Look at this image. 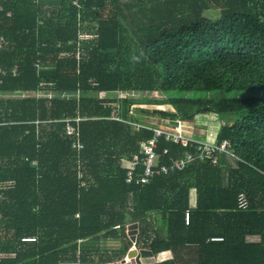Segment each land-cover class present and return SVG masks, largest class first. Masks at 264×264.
<instances>
[{"label":"trees","instance_id":"16d2710c","mask_svg":"<svg viewBox=\"0 0 264 264\" xmlns=\"http://www.w3.org/2000/svg\"><path fill=\"white\" fill-rule=\"evenodd\" d=\"M0 6V37L10 41L0 53L7 71L0 92H36L43 82L54 83L44 89L55 94L51 100L0 98V180L16 183L0 199V252L15 257L0 264H84L97 257L100 264L104 240L122 235L129 251L132 223L140 228L137 245L157 261L163 252L198 245L205 257L199 264H264V0H0ZM80 32L98 35L86 44L87 59H58L76 51ZM120 92L166 98L138 103L121 99ZM60 93L80 98L63 101ZM104 102L120 104L128 123L100 118ZM135 105L169 106L174 111L138 110L158 115L162 124H186L198 139L228 141L226 163L196 159L145 185L136 184L144 172L139 165L135 182L127 183L133 157L144 158L140 143L156 136L144 128L156 122L129 119ZM204 114H216L222 124L215 135L208 128L199 138L190 125ZM77 116L83 120L72 125L82 152L61 122ZM193 151L162 135L158 166ZM241 193L249 200L246 210L238 208ZM154 213L161 218L151 237L148 216ZM253 219L261 224L258 231L250 229ZM240 221L247 224L239 227ZM252 232H260V243L246 242ZM34 236L36 242L21 240ZM211 237L221 242L208 243Z\"/></svg>","mask_w":264,"mask_h":264},{"label":"built area","instance_id":"2783aa9c","mask_svg":"<svg viewBox=\"0 0 264 264\" xmlns=\"http://www.w3.org/2000/svg\"><path fill=\"white\" fill-rule=\"evenodd\" d=\"M75 6H79L78 2L74 3ZM3 11V7L0 6V12ZM8 17L11 16L10 13L7 14ZM80 19V16H79ZM44 22L41 21L40 24H43ZM98 41V35L92 34V33H86V32H80L79 38H78V44L77 49L74 52H62L59 54L58 59H77L78 63L82 60L87 59V52H86V44L97 42ZM10 46V41L5 36L0 37V53L4 50H7ZM43 63L41 61H38L36 64V67L39 69ZM12 75L17 76L18 75V68L15 67L11 70ZM7 74V71H5L0 63V76H5ZM1 83V82H0ZM40 86L43 88H40L36 92H22V93H2L0 92V98L3 99H14V100H20V99H26V98H32V99H47L51 100L55 97V94L51 92H47L44 87L46 86H54V83H40ZM128 92H120V98H126L129 96H125ZM130 94V93H129ZM131 96V94H130ZM61 99L70 100L72 97L77 98L79 100L80 94L77 93L75 95H70L67 93H62L59 95ZM117 105V109H115L112 113H109L108 115L102 116L100 118L102 119H113L116 121H122L124 123H128L126 120H123L119 114L118 110L120 108V104H110L107 102L103 103V108L106 109L105 105ZM132 107L129 108V114H132ZM81 120H83L80 116H77L76 118H66L61 122H66V132L65 134L67 136H75L76 141L73 143V148L77 150L78 152H82L84 146L80 142L79 139V129L74 127L72 125V122L79 123ZM50 122V121H49ZM59 122V121H58ZM41 123V122H37ZM42 123H48V122H42ZM136 130H139L141 128V124L139 123H133ZM150 126H145L144 128L154 129L156 136L155 138L144 141L140 143V152L144 155V158H141L139 155H135L133 157V161L131 164V169L127 174L126 181L127 183H133L135 182V175L134 172L137 170V167L139 165H142L144 168V172L140 175L137 174V180L136 184H148L151 182V180L156 176L160 175H170L177 172H182L187 167H189L191 164L195 162L196 159H199L201 161H205L206 159L212 160V162L216 165H219V157L220 155H223L224 157L230 155L229 153V142L223 141L222 143H217L216 141H210L206 139H198L194 137L190 130L186 128V124H183L181 122H177L174 124L173 122L165 121L163 124H151ZM186 125V126H185ZM165 135V139L168 142L180 144L183 147H190L193 148V152H188L182 157H178L176 160L172 162L171 165H162L158 166L157 161V154L155 152V149L157 148V139ZM33 164H36V162H33ZM1 165V162H0ZM81 167V166H79ZM78 177H82V172H78ZM16 183L14 180H0V199L1 196L4 194V192H7L15 187ZM82 186H85V183L82 182ZM249 206V200L248 197L241 193L238 197V208L241 210H246ZM2 214L0 213V219ZM185 221L188 224L190 221V213L187 212L185 214ZM22 242L24 243H32L37 241V237H23ZM214 240H221V239H214ZM15 253H6V252H0V261L5 258H14ZM81 264V263H78ZM84 264H96V263H84Z\"/></svg>","mask_w":264,"mask_h":264},{"label":"crops","instance_id":"0c3cea01","mask_svg":"<svg viewBox=\"0 0 264 264\" xmlns=\"http://www.w3.org/2000/svg\"><path fill=\"white\" fill-rule=\"evenodd\" d=\"M207 124V123H206ZM192 128L197 129V131L195 132L197 134V136L199 138H205L204 135H206V132L208 131V128L211 130L212 128H210L209 126L206 127L205 125H203L202 128H199V123L194 122L193 126L190 125ZM208 138H210L212 135L207 134ZM222 161V165L224 163H226L227 159L221 160ZM190 186L192 189V192H196V179H195V174H193L191 176L190 179ZM192 197V206H195L197 203V199L198 196L193 193ZM194 215V214H193ZM192 215V211H191V216ZM195 217V215H194ZM149 220V226H148V234L149 236L153 237L154 236V231L156 229V227L160 224V215L159 214H151L150 216H148ZM201 224V223H200ZM245 224H247V221H240L239 222V227L244 226ZM251 226L250 229L255 231L261 228V224L260 223H256L255 219H253L250 222ZM145 225V224H144ZM206 226L210 227L212 226L211 221H208L205 223ZM139 233H140V228H139ZM139 233H138V237L137 239L139 240ZM199 238H203V236H206V232H204L203 234H201V232H199ZM118 238H109L107 240H104L100 243L99 248L102 254V259L105 260L104 262H101L100 264H113L116 262H120L123 259L127 258V254L128 252L124 251V246L127 243V240L125 239V237L121 236H117ZM128 239L129 235H127ZM221 237H211L207 242L209 243L210 241H219L221 242V240H214V239H220ZM223 241V240H222ZM246 242L250 243V244H258L261 242V235L260 232H252L251 234H249L246 237ZM138 245H134L132 243V246L130 247V249H132L133 247H136ZM141 247V246H140ZM143 248V245H142ZM129 249V250H130ZM147 249V248H145ZM202 258H205L204 255H202L201 253V249L200 246L198 245H191L190 247L186 246L184 248H177V249H173L170 250L168 252H163L159 258L157 263H160L161 261H167V260H176V264H199V262L201 261ZM98 259L100 258H96L95 263H98ZM65 264V263H64ZM66 264H78V263H66Z\"/></svg>","mask_w":264,"mask_h":264},{"label":"rangeland","instance_id":"374dc122","mask_svg":"<svg viewBox=\"0 0 264 264\" xmlns=\"http://www.w3.org/2000/svg\"><path fill=\"white\" fill-rule=\"evenodd\" d=\"M206 15L209 18H211V19L218 18L217 13H215V12H208V13H206ZM130 94H131V96H130ZM130 94L126 93L124 95L125 96H129V97H135V99H137L135 101L138 102V103H149V100H147V99H160L161 100V99H165L166 98L165 95H163V94H161L159 92L158 93L138 92L137 94H135V96H132V95H134L133 93H130ZM93 95L97 96L98 94L95 93ZM191 96H192V94H191ZM61 100L66 101V99H61ZM101 107L103 108V103H101ZM105 107H106V109L103 108V110L105 111L106 115H108L109 113H112L115 109H117V105L113 106V105L106 104ZM138 109H145L147 111H154V110L174 111L172 108H170L169 106H166V105H163V106H154V105H144V106L143 105H139V106H137V105H135V106L132 107V114H129V119L140 118L139 119L140 123L145 122V120H148V121H151V122H156L155 124L161 123V122H163V120H161V118L158 115L147 114L145 112H141ZM120 113H121V109L119 108V110H118L119 116H120ZM199 118H200V121H199V126L198 127L202 128L203 125H205L206 127L209 126L210 128H212L210 130V133L212 135H215L214 134L215 130H213V129H216V128L219 129L221 127V124H222L221 123V119L216 114H204V115L200 116ZM225 122L227 124H229V122L226 119H225ZM211 139L214 140V137H212ZM221 160H223V155H220V157H219V164L220 165H221Z\"/></svg>","mask_w":264,"mask_h":264},{"label":"water","instance_id":"95a60500","mask_svg":"<svg viewBox=\"0 0 264 264\" xmlns=\"http://www.w3.org/2000/svg\"><path fill=\"white\" fill-rule=\"evenodd\" d=\"M138 233H139L138 223H132L128 226V235L130 241L134 245H137ZM156 263H157V257L153 253V251L136 246L129 250L126 259H123L119 263L116 262L113 264H156Z\"/></svg>","mask_w":264,"mask_h":264}]
</instances>
